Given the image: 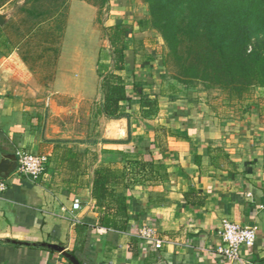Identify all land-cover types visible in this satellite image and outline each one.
Listing matches in <instances>:
<instances>
[{
  "label": "crops",
  "instance_id": "crops-1",
  "mask_svg": "<svg viewBox=\"0 0 264 264\" xmlns=\"http://www.w3.org/2000/svg\"><path fill=\"white\" fill-rule=\"evenodd\" d=\"M2 50L0 157L24 150L48 161L36 182L16 172L5 179L0 264H70L42 244L63 247L81 264H227L218 252L223 220L255 229L253 246L240 257L243 264H264V95L229 107L196 91L158 96L157 113L145 118L139 96L129 92V116L109 119L93 109L83 114L76 101L80 88L84 94L92 88V60L85 68L76 58L63 70V42L52 100L25 59ZM155 74L134 79L152 85ZM64 98L72 100L56 102ZM129 158L150 171L135 184L119 178L111 187L122 204L106 201L99 213L94 172L120 173ZM74 200L79 210L72 209ZM145 224L163 240L161 250L136 238Z\"/></svg>",
  "mask_w": 264,
  "mask_h": 264
},
{
  "label": "trees",
  "instance_id": "trees-1",
  "mask_svg": "<svg viewBox=\"0 0 264 264\" xmlns=\"http://www.w3.org/2000/svg\"><path fill=\"white\" fill-rule=\"evenodd\" d=\"M69 1L25 0L23 12L33 21L26 34L45 28L55 37L57 44L65 30ZM81 1L97 9L96 21L101 24L102 10L109 0ZM141 2L147 7L146 24L162 42L156 44L154 38H149V43L155 45L154 55L163 54L164 59L159 64L170 75L161 79L159 93L145 91L150 84L129 79L128 35L131 26L119 22L103 27V36L111 52L110 62L97 60L96 63L95 72L101 93L96 115L109 119L128 117L129 92L139 96V111L147 118L157 113L158 96H167L172 100L189 91H196L198 84L227 91V105L233 104L229 102L231 100H237L242 105L240 100L251 88L264 89V0ZM0 46L8 47L1 33ZM54 50L57 55L58 48ZM149 171L148 166L136 158L127 159L126 167L120 173L107 168L97 169L91 195L99 213L101 208L107 209L106 201L122 204V199L111 187L113 183L124 178L128 184H135L143 180ZM104 219L99 224L115 227ZM125 224L126 220H123L120 230ZM153 255L156 257L157 253Z\"/></svg>",
  "mask_w": 264,
  "mask_h": 264
},
{
  "label": "rangeland",
  "instance_id": "rangeland-1",
  "mask_svg": "<svg viewBox=\"0 0 264 264\" xmlns=\"http://www.w3.org/2000/svg\"><path fill=\"white\" fill-rule=\"evenodd\" d=\"M24 1L0 0V13L5 15L6 18L4 24L0 26V33L7 40L8 46L1 52L16 50L19 56L25 59L27 66L39 82L43 84L46 97H50L52 100L55 98L51 96L55 78L54 61L58 59V55L59 57L61 55L63 42L64 54L62 60L65 63L62 67L63 70L69 68L66 64L68 61L73 63L76 58L82 61L85 68H87L86 64L88 65L92 60L94 69H96L97 60L102 63L110 62L111 50L108 41L103 36L102 29L119 22L131 26V31L128 35V67L131 73L129 79H134V77L139 79L146 73H157L152 78L157 83H152V89L148 87V89H145V91L156 94L160 92L159 84L161 82L157 76L167 77L170 75L168 70L159 64L164 59L163 54L154 55L155 45H152L151 42L149 43V38H154L156 44H162L158 34L146 24L148 18L147 7L141 0H109V3L102 10L101 24L96 21V8L81 0H70L65 30L57 44L55 37L53 38L45 28L29 35L26 34L33 21L23 12ZM56 48H58L59 52L57 55L55 53L56 50H54ZM92 77L90 92L84 94L82 88H80L78 95H76V101H79L83 114L87 111L89 115L91 114V109H93L96 116L101 93L99 90V79L95 71ZM167 85L168 82L166 81ZM195 88L196 92L204 93L208 98H213L218 103L227 106V91L201 84H198ZM262 95H264V89L251 88L240 101H242V105H248L254 101L258 102ZM71 100L70 98L56 99V102L61 105H68ZM236 101L231 100L229 102H232L234 106L239 105ZM64 119L70 122L71 117L66 116Z\"/></svg>",
  "mask_w": 264,
  "mask_h": 264
},
{
  "label": "built area",
  "instance_id": "built-area-1",
  "mask_svg": "<svg viewBox=\"0 0 264 264\" xmlns=\"http://www.w3.org/2000/svg\"><path fill=\"white\" fill-rule=\"evenodd\" d=\"M17 168L16 173L36 182L44 175L48 157L45 154H35L24 150L16 152ZM6 189L5 180L0 178V192ZM73 210L80 209V201L74 200ZM220 245L218 252L222 255L227 264H243L240 257V251L245 248H251L255 242L256 231L252 227H245L233 223L229 220H223L218 230ZM136 238L139 241L150 244L155 251L163 247V240L158 238L153 227L145 224L139 227Z\"/></svg>",
  "mask_w": 264,
  "mask_h": 264
},
{
  "label": "water",
  "instance_id": "water-1",
  "mask_svg": "<svg viewBox=\"0 0 264 264\" xmlns=\"http://www.w3.org/2000/svg\"><path fill=\"white\" fill-rule=\"evenodd\" d=\"M5 15L0 13V26H2L5 22ZM17 168V158L14 154H3L0 157V178L5 180L9 177V175L13 174ZM43 247L55 251L61 254L70 264H81L75 256L71 253L65 251V249L59 245L55 244H42Z\"/></svg>",
  "mask_w": 264,
  "mask_h": 264
}]
</instances>
